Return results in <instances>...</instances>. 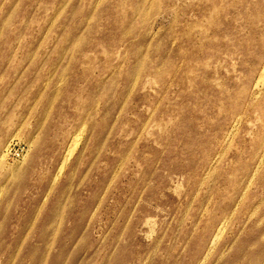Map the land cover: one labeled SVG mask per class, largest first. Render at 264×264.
Listing matches in <instances>:
<instances>
[{"label": "rangeland", "instance_id": "rangeland-1", "mask_svg": "<svg viewBox=\"0 0 264 264\" xmlns=\"http://www.w3.org/2000/svg\"><path fill=\"white\" fill-rule=\"evenodd\" d=\"M263 71L264 0H0V264H261Z\"/></svg>", "mask_w": 264, "mask_h": 264}, {"label": "bare ground", "instance_id": "bare-ground-1", "mask_svg": "<svg viewBox=\"0 0 264 264\" xmlns=\"http://www.w3.org/2000/svg\"><path fill=\"white\" fill-rule=\"evenodd\" d=\"M263 69V68H262ZM260 73H261V71H260ZM258 78V79H257ZM256 79L257 80H255V83H256V85H255V83H254V86H258L259 85V83H260V81H262V80H264V79H262V78H264V71L262 72V74H260V76H258ZM260 78L262 79V80H260ZM261 85L263 84V82L262 83H260ZM263 86V85H262ZM257 88V87H256ZM256 88L254 89V90H256ZM261 89V88H260ZM258 90V89H257ZM258 93V92H257ZM74 140V139H73ZM263 147V146H262ZM4 148V147H3ZM264 148V147H263ZM6 149V148H5ZM4 149V150H5ZM67 151V150H66ZM261 151H263L262 153H261V155L259 156V159H258V164H257V166H255L256 168H254V170L256 169V171H258L262 166H263V164H264V150H261ZM68 153L66 154V156H65V158L63 159V161H62V163H61V167L60 168H62L64 165H65V163L68 161V159H69V157L71 156V154H72V152H73V149H69V151H67ZM27 153V152H26ZM25 154L20 158L21 159V162H22V160H24V158H25ZM1 158H3V153H2V155L0 154V159ZM13 170H15V168L13 169ZM253 170V169H252ZM10 173V172H9ZM251 173H253V172H251ZM251 173H250V175H251ZM12 176H14L15 177V174H16V172L15 171H13L12 173H10ZM254 174H256L255 172H254ZM253 174V175H254ZM252 176V175H251ZM255 176V175H254ZM249 179H251L250 178V176H249ZM249 179H247V181L249 180ZM248 183V182H247ZM249 184H250V182H249ZM247 186H248V184H247ZM246 187V186H245ZM245 189V188H244ZM243 190V189H242ZM246 191V190H245ZM244 193V191H242V193L241 194H243ZM244 195V194H243ZM258 195V194H257ZM261 195V197L254 203V210L256 209V208H258V205H259V203L261 202V201H263L264 200V193L263 194H260ZM242 197V196H241ZM238 198H240V195L238 196ZM242 199V198H241ZM238 200V199H237ZM235 201H236V199H235ZM234 201V202H235ZM239 202H240V199H239ZM239 202H237V203H239ZM236 203V204H237ZM250 203V202H249ZM235 204V205H236ZM251 204V203H250ZM252 205V204H251ZM234 206V205H233ZM234 208H236L235 206H234ZM248 210V209H247ZM251 212H253V211H251ZM251 215H252V213H250ZM227 217V216H226ZM224 221H226L225 219H224ZM219 225V224H218ZM222 225H223V223H222ZM224 226V225H223ZM260 226V225H259ZM222 229L219 227V230H218V232L216 231V233L214 234V236H213V239L211 240V243H212V245L214 244V242L216 241V239H217V237H218V234L219 233H221V232H219V231H221ZM264 232V231H263ZM262 233V232H261ZM213 235V234H212ZM211 235V236H212ZM25 236V235H24ZM46 236V235H45ZM45 236L43 237L44 239H45ZM261 236H263V235H261ZM42 237V236H41ZM41 239V238H40ZM219 239V238H218ZM217 239V240H218ZM216 244V243H215ZM212 245L210 244V246H209V249H208V251H210V249H211V247H212ZM41 246H42V244H41ZM39 250V249H38ZM245 250V249H244ZM30 251V250H29ZM41 251V250H40ZM253 252V251H252ZM39 253V252H38ZM245 253V252H244ZM36 256V255H35ZM206 256H208V254L206 255ZM205 256V257H206ZM38 257V256H37ZM56 257V256H55ZM44 259V258H43ZM58 259V258H57ZM263 259V262L261 263V264H264V258H262ZM202 260H203V258H202ZM201 260V261H202ZM201 261H200V263H201ZM204 261V260H203ZM34 262V261H33ZM261 262V261H260ZM32 263V262H31ZM199 263V264H200ZM32 264H34V263H32Z\"/></svg>", "mask_w": 264, "mask_h": 264}, {"label": "built area", "instance_id": "built-area-1", "mask_svg": "<svg viewBox=\"0 0 264 264\" xmlns=\"http://www.w3.org/2000/svg\"><path fill=\"white\" fill-rule=\"evenodd\" d=\"M7 152L11 156L19 157L22 152H24V147L22 144H19L17 142H13L7 149Z\"/></svg>", "mask_w": 264, "mask_h": 264}]
</instances>
